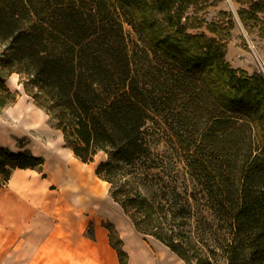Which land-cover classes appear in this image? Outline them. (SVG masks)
Instances as JSON below:
<instances>
[{
  "label": "trees",
  "instance_id": "obj_1",
  "mask_svg": "<svg viewBox=\"0 0 264 264\" xmlns=\"http://www.w3.org/2000/svg\"><path fill=\"white\" fill-rule=\"evenodd\" d=\"M223 1L0 0V73L20 74L80 161L108 154L95 173L138 233L186 264H214L218 254L227 264H264V75L227 61L232 14L213 23L197 16ZM235 1L244 26L264 39V0ZM124 22L142 43L133 55ZM205 24L213 36L189 32ZM5 77L0 110L18 97ZM157 118L188 154L189 185L150 147ZM45 162L0 146L1 183Z\"/></svg>",
  "mask_w": 264,
  "mask_h": 264
},
{
  "label": "crops",
  "instance_id": "obj_2",
  "mask_svg": "<svg viewBox=\"0 0 264 264\" xmlns=\"http://www.w3.org/2000/svg\"><path fill=\"white\" fill-rule=\"evenodd\" d=\"M7 138L12 136L0 141ZM46 151L55 156L63 186L46 172V162L42 169L12 170L5 184L0 178V264H120L110 230L103 223L108 211L102 185L92 177L98 187L95 194L90 190L87 194L74 193L77 184L73 168L90 163L80 161L65 141L60 151ZM43 152L34 154L43 157ZM115 222L129 264H186L155 238L144 237L133 225L122 230Z\"/></svg>",
  "mask_w": 264,
  "mask_h": 264
},
{
  "label": "rangeland",
  "instance_id": "obj_3",
  "mask_svg": "<svg viewBox=\"0 0 264 264\" xmlns=\"http://www.w3.org/2000/svg\"><path fill=\"white\" fill-rule=\"evenodd\" d=\"M241 7L242 4L235 0H225L217 5L209 6L197 14V16L207 23H213L223 22L230 18L229 15L221 16L222 12L232 14L235 20V27L227 42V61L234 68L243 69L249 74L261 73L264 75V39L260 36L257 26L250 24L246 27L241 22L238 16V11ZM189 15L192 16L194 13L190 12ZM124 30L130 54L133 55L137 51L138 46H142V43L139 41L138 34L133 27L127 22H124ZM189 32L194 34L206 33L213 36L208 31L207 24L202 28H191ZM5 49V45H0V58L3 56ZM0 74L6 76L5 81L7 87L13 92H18L17 102L0 110V139L7 135L12 136V138L0 141V145H4L13 151H19L22 148L25 150L29 149L36 154L45 151V149H51L54 152L60 151L64 147V139L61 131L56 129V123L46 111L38 107L34 100L26 93L24 85L20 83V74L16 73L13 78L8 76L5 71ZM2 94L5 95L4 92ZM147 137L151 149L157 156H169L166 160V167L176 169L181 173V177L177 179L179 184L183 186L189 185L191 178L185 174L187 171L186 157L188 154H184L177 137L162 122L161 118H157L155 121L149 123ZM41 156L46 158V172L51 175L53 180L63 186L65 184L63 183L64 179L55 163V156L50 151L43 152ZM107 158L108 154L101 152L96 156L94 162L84 167L88 168L96 182L102 185L103 194L107 197L104 208L108 211V218L103 219V223L105 226L111 228L114 233L113 239L111 237V243L117 244L124 249L123 241L119 233L116 232L115 221H118V227L122 230L127 229L133 224L124 214L122 208L113 201L110 194L111 185L102 182L95 176V169L102 161L107 160ZM74 193L76 195L87 194L88 190L86 191L82 188L76 189ZM89 233L92 237L94 236L92 224L89 226ZM214 264H227V261L223 256L218 254L214 258Z\"/></svg>",
  "mask_w": 264,
  "mask_h": 264
},
{
  "label": "bare ground",
  "instance_id": "obj_4",
  "mask_svg": "<svg viewBox=\"0 0 264 264\" xmlns=\"http://www.w3.org/2000/svg\"><path fill=\"white\" fill-rule=\"evenodd\" d=\"M73 171L77 184L75 189L82 188L83 190H90L92 194H95L97 192L98 187L94 184L91 172L88 168L76 165V167L73 168Z\"/></svg>",
  "mask_w": 264,
  "mask_h": 264
}]
</instances>
